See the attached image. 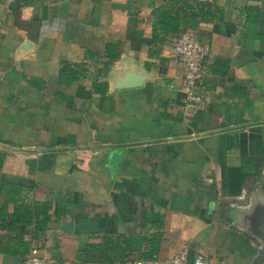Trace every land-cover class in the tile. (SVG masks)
<instances>
[{
    "label": "crops",
    "instance_id": "obj_1",
    "mask_svg": "<svg viewBox=\"0 0 264 264\" xmlns=\"http://www.w3.org/2000/svg\"><path fill=\"white\" fill-rule=\"evenodd\" d=\"M201 1L217 9L176 31L206 46L205 103L187 111L176 32L153 47L147 40L156 8L182 15ZM107 44L118 57L98 77L100 92L92 83L102 57L85 52L103 56ZM61 61L83 64L82 76L64 80ZM137 66L152 78L112 88ZM116 144H126L112 149H121L116 165L95 157L94 146ZM66 195L69 212L55 220ZM9 197L49 198L51 220L37 231L0 229L29 248L0 253V264L30 254L46 264H127L150 260L142 256L151 249L157 262L185 252L249 264L254 242L235 220L264 204V0H0V224L11 221Z\"/></svg>",
    "mask_w": 264,
    "mask_h": 264
},
{
    "label": "trees",
    "instance_id": "obj_2",
    "mask_svg": "<svg viewBox=\"0 0 264 264\" xmlns=\"http://www.w3.org/2000/svg\"><path fill=\"white\" fill-rule=\"evenodd\" d=\"M187 11L182 15L177 12H171L165 6L161 5L154 10L157 16L155 24L151 29V36L147 42L152 45L153 43H161L164 40V36L167 31L176 32L180 25L186 27H194L195 23L202 16L210 14V10H216L217 7L213 6L208 1H201L197 3L194 7L191 5L186 6ZM177 33V32H176ZM157 52V48H150L149 56H153ZM89 57L101 58L98 61L100 68L96 70L94 74V79L92 85L100 90V92H105L107 84L105 81H98V77H105L108 72L112 62L117 59L118 54L115 52L114 45L107 44L104 50L103 56L93 54L91 52H85ZM83 64L69 63L61 61V66L59 69V75L64 80H76L82 76L81 71ZM17 190H12L11 195H16ZM9 202L13 204L11 212V221L9 224H0V229H5L6 231H15L17 223L33 224V231L41 230L47 228L48 223L51 220L50 210L52 208V202L49 198L42 202L33 201L30 204H16V200L9 197ZM70 202L67 195L63 198H57L54 210V219H58L62 215L69 212ZM4 214V212H3ZM2 210L0 211V217L3 216ZM28 242L23 240L22 237L13 232V235H0V253L5 255H18L24 257L28 253ZM154 249L148 251L147 255L144 254L143 258H148L153 260Z\"/></svg>",
    "mask_w": 264,
    "mask_h": 264
},
{
    "label": "built area",
    "instance_id": "obj_3",
    "mask_svg": "<svg viewBox=\"0 0 264 264\" xmlns=\"http://www.w3.org/2000/svg\"><path fill=\"white\" fill-rule=\"evenodd\" d=\"M172 53L183 67L180 88L183 92V108L195 111L205 103L204 96L198 90V83L202 77L203 60L206 56V46L202 44L191 30H180L176 33L171 44ZM22 264H46L42 256L30 254ZM127 264H210L202 254H195L188 258L185 252H178L168 259L157 262L143 260Z\"/></svg>",
    "mask_w": 264,
    "mask_h": 264
},
{
    "label": "water",
    "instance_id": "obj_4",
    "mask_svg": "<svg viewBox=\"0 0 264 264\" xmlns=\"http://www.w3.org/2000/svg\"><path fill=\"white\" fill-rule=\"evenodd\" d=\"M134 73L135 78H132L131 82H123L121 84L112 83V88L121 89L125 87H136L139 86L144 80L152 78V75L145 72L142 66H137L133 74ZM124 145L126 144L94 146L97 149H101L99 153L95 154V157L97 159H100L101 157L109 158L112 160L113 165H116L121 155V149L117 151L116 149L112 151V149L124 147ZM59 149L67 150L69 148ZM253 212L254 213L250 214L246 213L240 218L237 217L235 223L241 227L254 242L253 253L249 260V264H261L264 262V204H262L259 208H256ZM70 226L71 222H65L61 224L60 229L69 232Z\"/></svg>",
    "mask_w": 264,
    "mask_h": 264
}]
</instances>
